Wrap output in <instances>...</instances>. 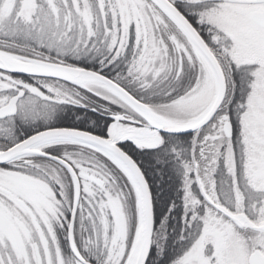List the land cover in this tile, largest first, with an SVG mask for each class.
Instances as JSON below:
<instances>
[{
    "label": "snow or ice",
    "instance_id": "obj_1",
    "mask_svg": "<svg viewBox=\"0 0 264 264\" xmlns=\"http://www.w3.org/2000/svg\"><path fill=\"white\" fill-rule=\"evenodd\" d=\"M0 264H264V0H0Z\"/></svg>",
    "mask_w": 264,
    "mask_h": 264
}]
</instances>
